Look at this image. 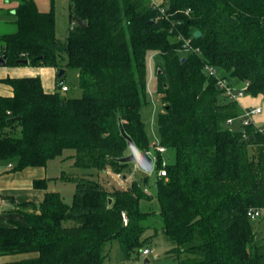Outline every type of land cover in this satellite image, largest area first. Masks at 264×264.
<instances>
[{"label":"trees","instance_id":"16d2710c","mask_svg":"<svg viewBox=\"0 0 264 264\" xmlns=\"http://www.w3.org/2000/svg\"><path fill=\"white\" fill-rule=\"evenodd\" d=\"M165 5L172 16H160L148 0H69L75 23L61 39L52 3L39 11L33 0H18L16 29L0 37L5 65L27 59L57 71L77 69L82 93L68 97L58 86L47 92L38 76L1 78L12 94L0 95V160L13 162L11 171L61 157L90 176L107 166L120 173L126 163L114 158L127 146L119 123L141 150L149 146L141 111L148 58L156 53L155 93L166 108L154 122L158 144L173 152V161L155 179L154 197L163 236L188 255L177 264H264V233L247 216L249 208L264 207V123L262 131L254 125L231 130L226 121L242 108L203 71L208 63L248 82L247 92L264 94V0ZM67 176L74 183L70 203L48 191L37 204L17 203L21 219L0 225V256L33 255L5 264H101L107 241L116 240L125 257L145 246L142 221L149 212L140 202L151 196L141 184L107 188ZM33 187L46 189L47 179H34Z\"/></svg>","mask_w":264,"mask_h":264},{"label":"rangeland","instance_id":"374dc122","mask_svg":"<svg viewBox=\"0 0 264 264\" xmlns=\"http://www.w3.org/2000/svg\"><path fill=\"white\" fill-rule=\"evenodd\" d=\"M55 4V5H54ZM54 15H55V33L58 38L66 36L69 27V0H54ZM16 29V26L8 27L5 31L12 32ZM186 51H180L184 54ZM160 58L158 54H150L147 62V88L148 99L146 106L141 111V116L146 123V132L148 134V148L145 151L154 152V148L158 145L157 132L155 126V116L159 112L165 111L166 104L161 100V95L155 93V81L156 70L159 69ZM73 69H66L63 76V82L68 85L69 92L67 94L74 93L76 88L77 75ZM241 85V84H240ZM242 98V99H241ZM238 99V104L242 108V101L248 102L246 107H255L258 104L262 113L254 116V124L257 125V119L259 116L264 119V94L253 95L249 92H245L244 96ZM241 99V100H240ZM239 101H241L239 103ZM256 101V103H254ZM231 130H241V123L239 119L234 120L231 126ZM154 144V145H153ZM169 163L173 161V152L170 151ZM6 160H0V166H6ZM46 179L50 186L56 187L64 200L71 201V196L74 191V184L70 182H62L58 178H52L57 176L59 172V159L54 158L46 164ZM69 176L85 177L98 180L102 185L107 188H119L123 189L129 186L132 181H137L141 184V187L151 196L150 199L141 200L140 209L145 212H149L146 219L142 221V224L146 227V231L143 237L146 238V243L143 248H148L149 252L144 254L143 248H140L137 252H134L130 257H125L118 242L116 240L107 241L103 245V260L101 264H144L145 258L148 259L146 264H177V257L184 259L188 255L185 251H179L172 246V244L163 236L162 233V218L159 215V205L154 197L155 186L154 181L156 179V168L151 173H145L142 170L134 167V164L127 163L125 167L121 168L118 172L124 174L127 177L126 180L122 179L121 174L117 177L114 175L116 169L113 166H107L104 171L95 172L94 175H87V171L84 169H76L72 166L63 169ZM23 208V207H22ZM28 211V208H23ZM255 229H260L264 233V220L259 219L252 222ZM264 236V234H263ZM183 248V247H181ZM193 256V255H190Z\"/></svg>","mask_w":264,"mask_h":264},{"label":"crops","instance_id":"0c3cea01","mask_svg":"<svg viewBox=\"0 0 264 264\" xmlns=\"http://www.w3.org/2000/svg\"><path fill=\"white\" fill-rule=\"evenodd\" d=\"M33 1L35 2L39 11H47L49 10L51 3L54 4V0H33ZM17 2L18 0H0V37L3 34L9 33L8 31H5L6 28L15 25L14 9L17 5ZM66 69H71V68H66ZM73 70H75L77 73L76 74L77 81L75 83L76 88L74 90V93L67 94V92H69L70 89L69 87L67 91L61 93L66 94L68 97H79L81 96L82 91L78 86V71L77 69H73ZM57 72H58L57 68L52 66H33L30 65L29 63H22L20 65H3L0 66V79L5 77L38 76L41 80L43 89L47 92H52L56 90ZM221 74L224 75L223 73ZM225 75H224L225 79L229 83L237 87L242 85V82L237 78L229 77L226 73ZM11 94H12V88L9 85L0 82V95L10 96ZM250 101L252 100H249L248 102H246V100L242 102L239 101V103L240 102L241 104L243 103L242 108H244L247 106V104L250 103ZM254 103H256V101ZM255 106H259V105L255 104ZM256 119L258 124L264 123V119L261 118L260 116ZM67 154H70V152H66V151L63 152L64 156H66ZM57 158L59 159V172L57 176H53L52 178H58L62 182L73 183L72 181H69L67 179L68 178L67 172L63 170L66 169V167L68 166L73 167L72 161L69 159L61 160V157H57ZM12 166H13V162H7L6 166H0V225H7L11 220L21 219V214L18 211L19 206L16 205L17 203L29 201L37 204L43 199L44 194L46 192L48 191L59 192V190L56 187L50 186L48 182L46 189H38L33 187L34 179L43 178V177L46 178V169H45L46 165L42 167L30 166L18 171H11ZM134 167L136 166L134 165ZM63 174L65 177H63ZM116 174L119 173H114V175ZM121 176L123 180L127 179V177H125L124 174H121ZM59 194L61 195L60 192ZM61 197L63 201H65L62 195ZM70 202L71 201H67L66 203H70ZM31 256L33 255L19 254V255H11V256H0V264H5L10 261H16Z\"/></svg>","mask_w":264,"mask_h":264},{"label":"built area","instance_id":"2783aa9c","mask_svg":"<svg viewBox=\"0 0 264 264\" xmlns=\"http://www.w3.org/2000/svg\"><path fill=\"white\" fill-rule=\"evenodd\" d=\"M149 5L154 8L158 9L160 11V16L163 17H169L172 16L174 13H170L166 11V5L165 0H148ZM74 21L70 23V25H74ZM176 39H182L184 41V45L186 46L189 42L188 39L181 38L180 36H176ZM203 71L207 76L215 77L216 78V84L219 87V89L222 90V93L229 99V100H235L238 101L239 98L244 96V93L247 91L248 88V82H242V85L237 87L228 81H226L225 78H223V75L221 72H219L215 67L212 65L206 63L204 64ZM59 91H67L68 85L65 84L63 81H60L58 84ZM262 109L260 106L255 107H244L242 108V113L237 118H228L226 123L230 126L234 120L239 119L241 123V127L244 128L245 126L254 125L258 128V130L262 131V127H259L258 125L254 124V116L261 113ZM241 128V130H243ZM242 138H247V133L245 131H242ZM152 159H153V167L156 168V178H161L166 176L167 172V166L169 164V152L167 151L166 147L163 145H156L154 148V152L147 151ZM152 172V171H151ZM118 177L119 174H116ZM247 216L249 220L256 221L259 219L264 220V207L260 208H254L251 207L247 211ZM122 217L124 222H126L125 214L122 212ZM142 252L144 254H147L149 252L148 248H143Z\"/></svg>","mask_w":264,"mask_h":264},{"label":"water","instance_id":"95a60500","mask_svg":"<svg viewBox=\"0 0 264 264\" xmlns=\"http://www.w3.org/2000/svg\"><path fill=\"white\" fill-rule=\"evenodd\" d=\"M75 21L80 26L86 25V22L84 20L79 19V18H75ZM199 35H200V31L197 30L194 32V36L197 37ZM5 59H6V55L0 54V66L5 65ZM21 62L22 63H28V60L23 59V60H21ZM64 71H65L64 69L58 70L57 77H60L64 73ZM158 72H159V70H158ZM12 119L14 121H17L20 119V117L16 116ZM119 130H120L121 136L124 138V140L126 142L127 153L123 156L114 158V161L119 162V163H126V164L132 163L136 166V168L142 170L143 172L151 173L152 167H153V159H152L151 155L147 151L141 150L136 145V143L131 138V136L125 131V129L121 123H119ZM250 138H251V136H250ZM109 202H110V200H109ZM147 262H148V259L145 258L144 264H146Z\"/></svg>","mask_w":264,"mask_h":264}]
</instances>
